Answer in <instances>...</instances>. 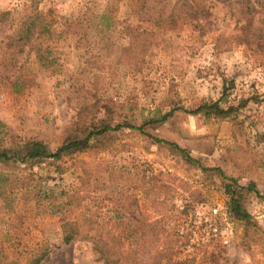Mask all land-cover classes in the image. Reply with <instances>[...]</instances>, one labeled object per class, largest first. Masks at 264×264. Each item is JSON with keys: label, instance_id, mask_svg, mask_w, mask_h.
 Listing matches in <instances>:
<instances>
[{"label": "rangeland", "instance_id": "rangeland-1", "mask_svg": "<svg viewBox=\"0 0 264 264\" xmlns=\"http://www.w3.org/2000/svg\"><path fill=\"white\" fill-rule=\"evenodd\" d=\"M36 6L53 33L22 47L12 37L35 7L0 0V150L32 140L53 150L106 105L112 124L143 125L204 167L252 183L243 204L257 226L229 216L215 173L122 128L104 148L59 161L0 159V264H105L98 251L111 245L109 230L122 235V249L107 247L114 264H264V51L241 29L252 17L249 33L264 34V0ZM65 20L80 32L61 33ZM244 100L231 118L189 112Z\"/></svg>", "mask_w": 264, "mask_h": 264}, {"label": "trees", "instance_id": "trees-1", "mask_svg": "<svg viewBox=\"0 0 264 264\" xmlns=\"http://www.w3.org/2000/svg\"><path fill=\"white\" fill-rule=\"evenodd\" d=\"M38 0H31V4L35 7V12L28 15L23 21L20 30L17 33V36L12 37V39L21 42V46L29 42L33 33H53L51 27L45 22L44 14L41 10L37 9ZM33 10V11H34ZM247 10V9H246ZM249 14V13H248ZM62 24L61 33H79L80 26L77 21L65 20ZM253 28L252 17L246 18L245 26H242L243 33L246 37V40L250 43L258 44L261 46L262 51H264V34L257 32L260 28H256L254 33H249ZM249 34V36H248ZM12 41V40H10ZM9 41V42H10ZM129 48L125 49L128 50ZM246 101H241V103L236 107L230 105L226 108H223L219 105L218 101L212 103H202L198 107L189 110L190 113L204 112L206 114L214 113L219 118H231L232 114L239 107L243 106ZM92 106H94L92 104ZM105 114L104 117L96 119L91 118L88 122H81V126L72 132L69 133L57 146L55 149L51 150L45 143L39 140H32L25 142L23 145H20L16 148L11 149H2L0 150V159L16 160L21 163L31 162H42L44 160H53L59 161L63 157L71 156L76 153L86 152L94 148H104L106 142L110 141L112 133L119 131L122 128L137 129L141 134L149 137L153 142L159 145H166L169 148L178 152L187 163L191 165L199 166L202 171L213 172L219 178L221 182V187L226 197V208L229 216L237 221H241L246 225L257 226V220L247 211L246 207L243 204L245 199V193L256 192L255 187L252 183L240 184L238 180L234 177L227 176L223 170L219 167H204L200 162L192 157L188 150L181 147L179 144L173 141L165 140L157 136L150 135L143 131V125L136 126L132 123H115L112 124L108 114L110 113L109 108L104 105ZM88 108L84 106L83 110ZM171 112L164 113L161 115L157 121H163L166 119ZM156 119L147 120L146 123H154ZM132 232V231H131ZM124 234V233H123ZM129 235V233H128ZM127 234L124 236L129 237ZM108 239L112 242L111 245H108V241L102 240L100 242L101 249H99V259L103 260L105 264H114L116 260L114 257H109L114 253L111 252L110 248H115V245L122 249L123 245L121 244V236H116L113 231L109 230ZM72 239V234H66L64 237V242H69ZM116 242V243H114ZM97 246V245H95ZM107 247H110L109 250ZM98 248V247H97ZM114 256V255H113ZM40 258L35 259L33 264L38 263Z\"/></svg>", "mask_w": 264, "mask_h": 264}, {"label": "built area", "instance_id": "built-area-1", "mask_svg": "<svg viewBox=\"0 0 264 264\" xmlns=\"http://www.w3.org/2000/svg\"><path fill=\"white\" fill-rule=\"evenodd\" d=\"M210 232L213 234V235H217L218 233V227L214 224V223H210ZM225 244H227L228 240L226 238H224L222 240Z\"/></svg>", "mask_w": 264, "mask_h": 264}]
</instances>
